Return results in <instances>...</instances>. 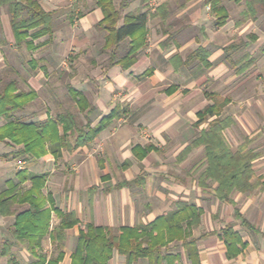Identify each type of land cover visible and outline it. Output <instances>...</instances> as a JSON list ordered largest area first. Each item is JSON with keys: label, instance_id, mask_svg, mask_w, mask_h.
<instances>
[{"label": "crops", "instance_id": "crops-1", "mask_svg": "<svg viewBox=\"0 0 264 264\" xmlns=\"http://www.w3.org/2000/svg\"><path fill=\"white\" fill-rule=\"evenodd\" d=\"M165 1L170 0H152L150 10ZM39 2L45 10H54L53 21L66 19L68 25L64 30L53 27L48 42L28 50L23 44L15 45L8 15L0 7V71L6 66L4 52L14 55L21 48L31 52L23 62L24 73L7 79L5 83L13 80L17 89H33L35 96L28 103L44 99L56 101L64 95L62 86L66 88L69 84L90 103L89 109L81 111L77 108L75 113L76 118L84 120L82 124L89 118L90 126H94L113 107H127L124 115L112 119L89 143L73 150L56 144V155L16 158L13 153L19 146L8 139L4 142L8 150L0 155V191L7 188L6 180L18 181L15 173L19 169L28 174L46 173L42 193L50 194L57 208L72 211L78 219L65 230L63 255L57 264L71 263L70 254L76 235L79 228L87 223L108 226L115 233L121 226L147 224L159 214L174 210L179 201L192 203L201 211L199 223L191 229L192 236L196 238L195 264H264V185L249 193L233 190L231 201L220 200L214 192L215 183L200 185L197 181L202 145L193 147L182 159L176 158L195 133L206 125L202 122L195 126L194 122L197 112L212 103L207 96L211 92L226 100L219 114L232 119L223 131L232 148H237L247 137V146L258 149V140L264 139V78L251 77L248 73L241 76L227 61L224 47L234 40L228 22L214 27L206 23L203 27L207 19L203 15L191 24L200 23L199 31L193 33L178 29L170 32L160 28L161 22L169 23V18L156 15L153 17L155 24H149V16L147 45L138 51L136 61L129 68L122 69L117 64L105 65L102 62L105 57L94 60V40L99 35L96 23L103 16L95 0ZM147 5L142 2L138 7L147 10ZM62 8L65 12L59 15ZM186 10L181 9V13H186ZM233 25L235 27L236 24ZM47 38V35H42L33 43ZM259 39L258 36L256 41ZM263 42L264 38L261 39ZM198 47L209 51L208 65L199 59L186 60L188 54ZM66 53L73 54L74 60L71 75L62 80L53 74L58 66L67 68ZM101 54L106 55L104 52ZM60 55L64 56L55 66ZM145 70L150 72L142 74ZM207 79L216 85V89L206 93L207 89H201L200 84ZM2 81L0 77L1 85ZM248 86L254 94L247 93ZM57 113L48 107L39 112L34 109L26 112L24 119L20 120L40 121ZM11 118L16 119V116L12 114ZM0 119H3L0 120L1 126L7 118L0 115ZM229 136L236 140V145L231 144ZM242 137L243 140H238ZM148 144L152 148L144 156L139 158L134 154L133 147ZM198 156L201 160L196 163L195 157ZM138 176L141 179L133 182ZM258 176L264 177L262 152L252 161V178ZM124 180L132 183L115 186ZM29 186L27 178L19 183L16 192ZM15 205L18 210L27 207V204ZM13 221V215L0 214V250L4 242H10L8 254H0V264H10L9 258L25 264L32 258L25 244L12 235ZM58 221V216L51 211L49 230ZM227 223H232L244 243L232 257L226 256V244L220 237L221 228ZM46 239L51 246L48 253L43 247ZM52 251L51 240L46 235L41 239V252L49 256ZM180 252L181 264H191L183 248ZM123 262L124 256L113 250L108 264ZM133 264H147V260L138 258Z\"/></svg>", "mask_w": 264, "mask_h": 264}, {"label": "trees", "instance_id": "trees-1", "mask_svg": "<svg viewBox=\"0 0 264 264\" xmlns=\"http://www.w3.org/2000/svg\"><path fill=\"white\" fill-rule=\"evenodd\" d=\"M133 0H120L118 5L114 0H95L96 6L102 11V18L96 23L103 33L102 50H108L107 66L119 65L122 69L129 68L137 59L138 51L148 43L147 20L150 16L146 9L127 10ZM209 5L210 11L215 15L214 25L225 24L228 11L222 0H204ZM146 1L144 6H146ZM241 10L242 20H255L259 14L264 15V0H245ZM0 7H5L9 18L10 28L17 46L22 44L28 49L48 42L53 32L54 10H45L39 0H0ZM241 20V21H242ZM239 21V23L241 22ZM47 35V40L33 43V40ZM252 40L257 35L250 34ZM246 42L234 43L224 47L227 61L236 66L235 72L245 70L246 63L236 65L237 61L231 57V51ZM209 51L202 47L192 50L186 60L199 59L205 65ZM145 70L142 74H148ZM70 98L75 101L79 110L89 109L90 103L78 90L66 85ZM33 89H17L15 82L10 80L0 90V115L7 118L0 126V141L8 139L19 147L15 156L38 158L48 154L56 155L57 146L73 150L79 145L89 143L107 126L112 119L125 114L127 107L115 106L99 121L90 126L89 118L82 125H78L75 114L64 110L54 116L40 121L12 119L14 111L22 109L33 97ZM212 103L206 104L197 112L198 126L202 122L206 125L200 128L195 137L176 156L182 159L196 146H203L201 169L198 174L200 185L215 183L214 192L218 199L231 201L233 190L252 192L264 185V177L252 178V161L260 155V151L248 147L249 138L237 147L232 148L223 131L232 123L230 116L221 117L219 110L226 102L216 93H208ZM59 127L61 131L59 132ZM74 136V138H72ZM48 144V146H46ZM57 144V146H56ZM152 147H133L134 154L142 157ZM17 182L6 180L7 188L0 191V214L13 215L11 226L12 235L16 240L25 244L32 256L25 264H57L63 255L66 238V229L78 222L72 211L57 208L50 194L44 195L41 187L45 183L46 173H30L24 169L16 171ZM30 180V186L16 192L17 186L25 179ZM141 179L138 176L136 181ZM132 181L124 180L115 186L130 185ZM15 204H27V207L18 210ZM51 211L58 216L59 221L49 230ZM201 211L192 203L179 201L177 207L159 214L147 224L139 223L134 226H121L117 232H112L108 226H95L87 223L79 228L75 244L71 251L70 264H108L113 250L124 256L121 264H133L138 258H146L147 264H181L183 248L191 264L197 263L196 238L192 236L191 229L200 221ZM49 236L53 251L47 254L41 252V239ZM220 237L226 244V256H235L244 243L240 235L233 229L232 223H227L221 228ZM10 242H4L0 254L7 255ZM10 264H20L14 258L8 259Z\"/></svg>", "mask_w": 264, "mask_h": 264}, {"label": "rangeland", "instance_id": "rangeland-1", "mask_svg": "<svg viewBox=\"0 0 264 264\" xmlns=\"http://www.w3.org/2000/svg\"><path fill=\"white\" fill-rule=\"evenodd\" d=\"M120 0H114L115 4L118 5ZM148 2V11L150 14V21L149 24H155L156 19L154 20V16L159 15L161 18H169V23H162L160 25V28L166 29V30H171L170 32H174L175 30L178 29H186L190 32H197L199 31V28L201 27L200 23H196L195 25H191L193 20H197L198 17L202 18L203 15L206 16V21L205 23L202 24L203 27H205L206 23H209V25H212L213 27L216 26L214 25V20H215V15L210 11L209 5L205 4L204 0H170V1H165L164 3H161L160 5H157L153 11H151L152 0H140L137 2V0H133L127 8L124 10H121L122 12H125L127 10H137L142 2ZM223 5L225 6L226 10L228 11V18L226 22H228L227 26L229 27V30L232 32V37L234 40L232 42L234 43H240V42H246V44L240 45V47L234 49L231 51V57L237 61L236 65L240 64H245L246 67L245 70L242 71L240 74L241 76L245 74H250L251 77L253 75L260 76L261 78H264V42L261 43V39L264 38V15L259 14L258 17L255 20L252 19H245L242 20V15H241V10L244 8V3L245 0H222ZM139 6V7H138ZM186 8L187 10L185 11L186 13H181V9ZM140 9V8H139ZM2 12L6 13L5 7H2ZM64 10L63 8L61 11H58L59 15H61ZM1 13V11H0ZM64 20L66 23H64ZM61 20H55L53 21V27L54 28H59L61 30L66 29V26L68 25V21L66 19ZM242 20V21H241ZM239 21H241L239 23ZM232 23L236 24L235 27L234 25L232 26ZM232 28L234 31H232ZM96 30L99 31V35L95 37L96 39L94 40V44L96 46L95 48V62L100 60L101 58L105 57V60L102 62L106 65L108 61V50H102L99 47L101 44H103V31L96 27ZM254 33L259 36L260 39L258 41L252 40L250 37V34ZM98 49L100 50L99 52ZM104 52L106 55H103L100 53ZM240 52L237 56L233 57L236 53ZM30 51H25L24 48L19 49L14 55L8 54V52H4L3 54L5 55V64L6 66L2 71H0V77L3 79L2 85L0 83V89L2 88L3 84L5 81L9 78H17L18 75H22L24 73L23 67L25 66L23 62L30 56ZM29 54V55H28ZM66 61H67V68H58L54 69V74L53 76H56L57 78L60 79H66V76H70L72 72V66H73V60L74 56L71 53H66ZM64 56V55H63ZM62 55L58 56L57 59L55 60V66L59 63L61 58H63ZM15 60H14V59ZM259 63V65L257 64ZM233 66V65H232ZM263 66V67H262ZM236 66H233V69L235 71ZM31 70V69H30ZM18 85V84H17ZM20 88L24 86H20ZM201 89H207L205 92H209L208 90L211 89H216V85L212 84L210 80H205L202 84H200ZM251 86L247 87L248 91L247 93L254 94L253 91L250 88ZM64 92V95L61 97L59 96L58 100L56 101H51V100H38L34 101L31 103L26 104L22 109L14 111L12 114L16 116V118L19 119H24L26 116V112H30L34 109L36 111H43L45 107L50 108L52 112H61L64 110L70 111L73 114L77 112V106L75 105L74 101L70 98L69 94L66 92V88L63 85L62 86V93ZM59 94V93H58ZM208 96V94H207ZM43 98V97H42ZM83 119V118H82ZM1 121L3 119H0ZM77 124L80 126L82 125V122L84 120H80L78 118H75ZM196 134V133H195ZM243 140L242 138H238V140ZM229 140L231 144L234 146L236 145V140L231 139L229 136ZM5 141H0V155H2L3 152H6L8 150V147ZM259 146L257 150L260 152L264 153V139H259L258 140ZM235 148V147H234ZM4 154V153H3ZM7 154V153H6ZM14 155V153H13ZM24 156H16V158H22ZM196 159V160H195ZM195 162L198 163L200 162L201 158L200 156L195 157ZM17 166V164H16ZM1 185V181H0ZM44 250L48 253L51 249V246H49L48 239L44 242Z\"/></svg>", "mask_w": 264, "mask_h": 264}]
</instances>
